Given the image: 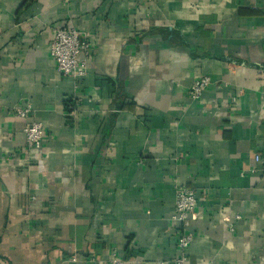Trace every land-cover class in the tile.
<instances>
[{"label": "crops", "instance_id": "0c3cea01", "mask_svg": "<svg viewBox=\"0 0 264 264\" xmlns=\"http://www.w3.org/2000/svg\"><path fill=\"white\" fill-rule=\"evenodd\" d=\"M61 27L90 43L81 78ZM180 185L187 264H264V0H0V264H174Z\"/></svg>", "mask_w": 264, "mask_h": 264}, {"label": "built area", "instance_id": "2783aa9c", "mask_svg": "<svg viewBox=\"0 0 264 264\" xmlns=\"http://www.w3.org/2000/svg\"><path fill=\"white\" fill-rule=\"evenodd\" d=\"M90 48L89 41L77 28H58L51 43V54L57 70L73 78L85 76ZM210 83L211 78L208 75H202L195 79L190 87L191 98L199 99ZM14 111L17 116L27 118L33 109L30 103H25L17 106ZM23 134L30 148H38L44 139L43 125L37 121L29 122L23 127ZM197 201L196 191L193 188L186 185L178 186L173 219L179 224L180 232L177 237V254L173 259L174 264L188 263V248L194 238V232L191 230V217L195 213ZM111 264L127 263L113 257Z\"/></svg>", "mask_w": 264, "mask_h": 264}]
</instances>
